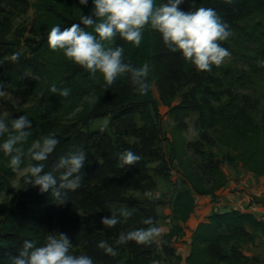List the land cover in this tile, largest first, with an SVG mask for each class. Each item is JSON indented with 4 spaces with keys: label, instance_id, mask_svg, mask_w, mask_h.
Here are the masks:
<instances>
[{
    "label": "trees",
    "instance_id": "obj_1",
    "mask_svg": "<svg viewBox=\"0 0 264 264\" xmlns=\"http://www.w3.org/2000/svg\"><path fill=\"white\" fill-rule=\"evenodd\" d=\"M9 0H0V6ZM162 3L163 0H157ZM36 15L31 23V33L34 39L27 40V58L20 62L16 70L0 67V84L4 89L15 91L14 88L28 86L36 101L27 108L21 110L20 115H27L32 121V135L24 145L25 151L35 138L53 133L60 140L55 152L46 163V171L51 170L52 162L60 156L71 151L83 149L87 158L82 169L83 176L81 187L74 192H68L69 198L76 199L77 205L83 207L86 204L85 215H80L74 208L69 214L62 213L56 216L60 205L54 203L50 192L40 193L37 187L23 186L13 208L3 207L0 220V264H9L8 254L16 255L22 247L23 241L32 239L37 244L46 240V231L43 225L55 218V226L63 229L74 238L72 251L76 254H86L93 258L94 264H179L177 261L162 262L157 243L137 244L128 241L125 244H117L116 241L121 232L135 230L134 225L147 228L144 220L151 217L153 224L157 221L155 207L163 205L161 198H145L138 200L125 196V191H145L151 187L152 179L145 171L143 156H155L154 144L160 143V129L156 124L159 118L158 100L153 97L152 87L158 88L167 94L173 89L172 85H186L196 83L192 64L186 61L178 52L173 53L163 44L158 33L145 30L144 38L139 48H135L130 42L117 38L116 44L125 48V58L135 66L148 62L152 71L149 76L150 91L146 96H139L133 91L129 77H121L108 89L104 88L102 78L97 74L93 78L80 66L67 60L62 52L52 51L47 45V36L53 25L60 24L61 28L79 23L81 15H89L92 11V3L80 5L79 0H36ZM183 11H194L197 7H212L222 19L229 24L234 38L233 45L240 51L246 49V44L254 39L255 31H247L246 22L254 14H264V0H184L179 6ZM232 36L221 42L228 50L231 48ZM174 70H180L176 72ZM220 67L213 66L212 71H220ZM55 83L57 87L70 89L68 97H59L48 91L49 85ZM195 104V97H193ZM81 109L79 110V108ZM79 110V111H78ZM217 112L206 114L208 126L213 123L221 124V130L227 135V139L245 143L246 138L241 131L252 128V121L246 115L244 109L232 110L226 106H217L213 109ZM135 116L145 119L144 126L136 128L135 123L130 122L132 129L137 134L139 142L127 144V149L138 154L141 159L134 166L125 168H111L106 166V158L114 153L112 161L118 162V156L123 150L118 145H110L101 142L98 145L99 156L104 161L100 164L96 154L92 151L90 143L93 132L90 126L103 117H109L110 125L119 126L126 124ZM16 117V118H17ZM130 134H133L129 128ZM120 128V127H119ZM117 128V129H119ZM253 129V128H252ZM259 131V130H256ZM139 132V133H138ZM113 137V135L109 132ZM108 136V137H111ZM215 136V135H214ZM136 138V139H137ZM215 139H222L215 136ZM98 141V139H97ZM252 145L258 147V154L264 156V144L252 141ZM122 151V152H121ZM172 156L177 159V150L173 146ZM172 157V158H173ZM8 157L0 153V192L10 189V181L15 175L8 166ZM32 161L24 157L23 164L30 165ZM250 167L257 173H263L264 159H255L249 162ZM211 169V167H209ZM186 171L189 187H182L172 193L171 215L176 225L171 236L181 232L182 224L190 218L195 208V194H211L215 197L213 188L203 187L204 179H201L196 170L189 168ZM132 173V174H131ZM193 190L194 192L192 193ZM124 204L133 210L129 220L123 221L119 217V223L113 228L102 225L101 217H107L113 212L111 205ZM65 204V203H63ZM106 211H108L106 213ZM103 213H106L104 216ZM94 216L93 220L90 219ZM92 221V226L87 221ZM156 226V225H155ZM247 227L257 230L264 237V217L259 218L250 210L212 211L205 219L197 224L191 234V247L185 256L187 264H253L256 257L249 256L238 249V244L233 240L249 233ZM232 243V244H230ZM112 248L115 254L107 251Z\"/></svg>",
    "mask_w": 264,
    "mask_h": 264
},
{
    "label": "rangeland",
    "instance_id": "obj_2",
    "mask_svg": "<svg viewBox=\"0 0 264 264\" xmlns=\"http://www.w3.org/2000/svg\"><path fill=\"white\" fill-rule=\"evenodd\" d=\"M35 2L36 0H9L7 4L0 6V67H6L11 71L16 70L20 62L27 58L30 52L27 40L34 39L30 27L36 15ZM245 26L248 32L255 31L254 39L246 44V49L240 51L236 45H233L232 36L229 50L231 56L219 66L220 71H198L193 65L190 70L196 83L182 86L175 83L169 94L162 92L157 85L152 87L153 97L158 100L160 108L159 118L156 120L160 129V143L154 144L155 156L142 157L144 168H140L141 171H146L150 175L151 187L145 191L130 189L125 191L124 195L138 200L161 198L164 201L163 205L154 209L158 218L155 225L161 229V237L154 242L159 246L160 260L164 263L177 261L179 264H187L185 256L190 251L191 234L195 229L190 228L188 223L195 226L205 219L199 221L204 214L194 216L193 219L197 223L190 218L182 224L180 233L167 236L176 225L171 215L172 193L179 188L190 186L187 176L184 175L187 170L190 171L189 168L196 170L197 175L204 179L203 187L211 186L215 194L213 198L211 194L197 195L191 190L195 195L197 208L201 209V205L206 204L210 206L208 213L216 211L213 207L220 201L219 194L229 184L228 186H232L230 192L237 196L235 200L237 204L231 206L219 203V209H221L220 206L225 210L239 207V210H250L257 217H264V214L258 211L259 195L255 188H252L256 185L257 188L264 189V170L263 173H257L249 165V162L255 159H264L263 155L256 153L258 147L251 143L259 141L260 146L264 144V63H261L264 62V14L252 15ZM14 54L19 57L17 61L11 60ZM174 71L180 72V70ZM14 90L0 89V118L9 121L15 119L21 110L36 101V97L28 86L21 89L14 88ZM193 97H195V104H192ZM217 106H226L234 111L244 109L249 120L252 121L253 128L243 131L237 128V133L241 132L240 134L246 138L245 143L238 144L234 140L227 139V135L221 132L224 129L217 122L208 126L205 120L206 114L217 116V112L213 110ZM130 122H134L136 128L145 125V119L135 116L124 125H110L109 117H103L90 126L94 134L90 145L100 164H104V161L99 156L98 145H105L99 144L101 135H106L101 138V142L111 140L110 145H118L119 150L123 152L128 150L127 144L139 142L134 132L136 129H132ZM128 124L133 134H130L129 129L126 128ZM222 134L225 139H222ZM214 135L219 136L223 141L215 139ZM40 138L42 137L37 136L35 139ZM173 146L177 150V159L172 156ZM113 156L114 153L108 155L106 166L110 164L115 165L111 168H120L118 162L112 161ZM28 166V164H22L10 181V189L0 192V220L3 207H14L23 189L21 181ZM261 193L264 195V190ZM76 202V199L69 198L65 204L58 207L56 216L59 217L62 213L72 216L70 212H73L74 208L80 215H85L84 208L87 205L83 204L82 207ZM111 211L121 217L124 222L133 214L131 208L118 203L111 205ZM121 211H127L129 215H121ZM106 213H103L104 216ZM93 218L94 216L90 217L91 220ZM54 219L43 225L46 237L53 232L65 233L74 242L73 236L64 231V228L59 229L55 226ZM91 220L87 221L89 226H92ZM134 228L136 230L141 227L134 225ZM246 229L249 233L241 235L233 242L238 244V249L243 253L256 257L253 264H264V237L257 230L250 227Z\"/></svg>",
    "mask_w": 264,
    "mask_h": 264
},
{
    "label": "clouds",
    "instance_id": "obj_3",
    "mask_svg": "<svg viewBox=\"0 0 264 264\" xmlns=\"http://www.w3.org/2000/svg\"><path fill=\"white\" fill-rule=\"evenodd\" d=\"M230 2V0H228ZM89 0H79L87 5ZM91 14L81 15L79 23L61 28L53 25L47 36L48 48L60 51L67 60L83 68L93 78L99 74L104 88H110L117 79L129 77L133 91L146 96L150 91L149 76L152 71L148 62L135 66L125 58V48L117 45V38L139 48L145 30L159 34L163 44L173 53H179L198 71H211L221 66L231 56L221 42L232 36V31L218 12L212 7H197L194 11H183L179 6L184 0H91ZM18 55L11 57L17 61ZM264 63V62H261ZM3 85L0 84V89ZM48 91L59 97H68L70 89L49 85ZM32 121L27 115L15 119L0 118V153L8 157L12 171L20 169L27 156L32 163L23 177L25 185L37 187L40 193H49L57 205L65 203L68 192L81 187V175L87 154L83 149L71 151L52 162L46 171V163L55 152L60 140L49 133L34 140L25 151L24 145L32 135ZM141 157L132 150L118 156L120 168L137 164ZM127 216V211H121ZM102 225L113 228L119 217L113 213L101 217ZM147 228L121 232L117 244L134 241L151 244L161 237V229L153 224L151 217L144 220ZM72 240L65 233H49L42 244L26 239L16 255L8 254L9 264H94L93 258L72 251ZM107 251L115 254L112 248Z\"/></svg>",
    "mask_w": 264,
    "mask_h": 264
},
{
    "label": "crops",
    "instance_id": "obj_4",
    "mask_svg": "<svg viewBox=\"0 0 264 264\" xmlns=\"http://www.w3.org/2000/svg\"><path fill=\"white\" fill-rule=\"evenodd\" d=\"M229 185V184H228ZM228 185H226V187H224L223 189H222V192L219 194L220 196L218 197V200H219V198H220V201L218 202V205H219V203L220 204H228V205H231V206H235V204H237V203H235V200H236V197L237 196H235V194H232L230 191H231V189H232V186H228ZM253 189L255 188V190H256V192L258 193V195H259V198L257 199V202H258V204H257V206H258V211L261 213V214H264V195H262V193L261 192H263V190L264 189H262V188H257V186L256 185H254L253 187H252ZM245 195V194H244ZM247 197V196H246ZM218 205L217 204H215L214 205V209L216 210V211H228V210H225V208H222V206H220L221 207V209H219V207H218ZM235 209V208H234ZM236 209H240L239 207H237ZM209 210H210V206H208V205H206V204H202L201 205V209H199V207L197 208V206H196V204H195V208H194V211H193V213L190 215V218L192 219V220H194L193 219V217L194 216H197V215H199V214H204V216L199 220V221H201V220H203V218H205L207 215H209L210 213H208L209 212ZM189 218V219H190ZM189 221V220H188ZM195 221V220H194ZM195 223H197V221H195ZM188 225L190 226V228H195V226L197 225H195V226H192L190 223H188ZM192 229V230H193Z\"/></svg>",
    "mask_w": 264,
    "mask_h": 264
}]
</instances>
